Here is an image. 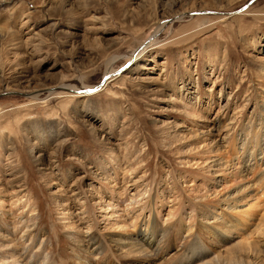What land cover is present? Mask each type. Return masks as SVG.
<instances>
[{"label": "rangeland", "instance_id": "rangeland-1", "mask_svg": "<svg viewBox=\"0 0 264 264\" xmlns=\"http://www.w3.org/2000/svg\"><path fill=\"white\" fill-rule=\"evenodd\" d=\"M263 178L264 0H0L2 264H264Z\"/></svg>", "mask_w": 264, "mask_h": 264}, {"label": "bare ground", "instance_id": "bare-ground-1", "mask_svg": "<svg viewBox=\"0 0 264 264\" xmlns=\"http://www.w3.org/2000/svg\"><path fill=\"white\" fill-rule=\"evenodd\" d=\"M201 13V12H200ZM204 14V13H203ZM152 37H154L153 38V40L155 41V37H156V34H154ZM142 52V51H141ZM141 52L140 53H137V51L134 53V55L131 57V58H133V57H137L139 54H141ZM107 76V80L110 78V77H108L109 75H108V71H106V73H105V77ZM106 80V81H107ZM105 81V82H106ZM105 82L103 83V84H105ZM102 84V85H103ZM74 83H67V84H64V85H62L61 87H59V88H61V89H63L65 92H72V90L73 91H76V89L74 88ZM101 85V86H102ZM101 86H99V89H100V87ZM98 89V90H99ZM89 90V89H88ZM87 89L86 90H84V91H88ZM56 91V90H55ZM58 94H61V93H58ZM57 94V95H58ZM64 94H66V93H64ZM264 179V178H263ZM261 201V200H260ZM264 201V200H263ZM260 203H262V202H260ZM257 204H259V201L257 200ZM264 204V203H263ZM256 207V205L254 206V208ZM262 207V206H261ZM258 208V207H257ZM256 208V209H257ZM250 209V208H249ZM258 210V209H257ZM264 210V209H263ZM247 211V210H246ZM245 210H244V212H246ZM250 211V210H249ZM242 213V212H241ZM251 215V214H250ZM264 215V214H263ZM263 215H261L262 217H263ZM263 219H264V217H263ZM147 223V224H146ZM260 226V225H259ZM258 226V227H259ZM144 227H145V229L144 230H141L140 231V233H138V237L146 244L147 243V245H144V244H142V243H140L139 242V240L138 239H136L134 242L133 241H130V242H133V243H131V244H125L124 242V244L125 245H121V242H120V244L119 243H115L116 244V246H119L121 249H123V250H127V252H129V254H140V255H142V256H150L151 254H154V252H152V250L151 249H153L154 251H155V248L159 245V242L161 243V241L163 240V239H165L166 238V233H167V229H164V228H162V229H158L157 228V225H156V223L155 222H153L151 225H150V227H148V222H144ZM11 228V227H10ZM256 231V230H255ZM258 231V230H257ZM261 232L263 233L264 232V230L262 229L261 230ZM254 233V232H253ZM249 237V236H248ZM247 237V238H248ZM157 238H158V240H157ZM168 238V237H167ZM31 240V239H30ZM122 240V239H121ZM131 240V239H130ZM120 241V240H119ZM156 241H157V243H156ZM192 241H193V239H192ZM8 242V241H7ZM115 242V241H114ZM113 242V243H114ZM194 242V241H193ZM242 242H243V240H242ZM247 242V243H246ZM246 245L245 246H247V248H248V250L250 251V248H249V246L251 247V245H249V242H248V239L246 240ZM112 243V244H113ZM156 243V244H155ZM242 243H240V245H241ZM250 244H251V242H250ZM80 245V244H79ZM244 244H242V246H243ZM10 246V245H9ZM113 246H114V244H113ZM194 246V245H193ZM193 246H191L190 248H193ZM245 246H243V248L245 247ZM255 246V245H254ZM194 247H197V246H194ZM7 248H8V246H7ZM189 248V251L190 252H188V251H184V252H188V253H193V252H191V250H193V249H190ZM252 248V247H251ZM12 249V248H11ZM10 249V250H11ZM23 249V253H25V252H27L28 251V253L30 254L31 253V250H29L28 249V247H24V248H22ZM104 249H105V247H103L102 249L101 248H99V250H98V252H97V257H102V255H103V253H104ZM111 249V248H110ZM235 249V248H234ZM245 249V248H244ZM254 249H255V247H254ZM8 250V249H7ZM109 250V249H108ZM122 250V251H123ZM243 250V249H242ZM241 250V251H242ZM247 250V249H246ZM246 250H244L245 252H246ZM255 250H257V249H255ZM120 251V250H119ZM240 251V252H241ZM117 252V251H116ZM124 252V251H123ZM183 252V253H184ZM234 252V251H233ZM253 252H255V251H253L252 249H251V253H253ZM10 253V252H9ZM231 253V252H230ZM249 253V252H248ZM129 254H127V255H129ZM201 254H202V252H201ZM203 254H205V253H203ZM254 254V253H253ZM257 254V253H256ZM124 255V254H123ZM174 255H176V254H174ZM219 255V254H218ZM233 255V254H232ZM240 255V254H239ZM9 256V255H8ZM12 256V255H11ZM132 256V255H131ZM134 257V256H133ZM136 257V256H135ZM151 257V256H150ZM235 257V256H234ZM242 257V256H241ZM243 257H244V255H243ZM12 258V257H11ZM47 258H48V255H46V256H43V260H47ZM138 258H140V257H138ZM220 258H221V256H220ZM236 258V257H235ZM78 259H79V261H81V259L78 257ZM144 259V258H143ZM196 259L198 260L199 258H198V256L197 255H193V258H190L189 260H183V259H181L180 258V263L181 262H183L182 264H193L194 262H196ZM215 259V258H214ZM3 260V259H2ZM128 260V259H127ZM134 260V259H133ZM217 260H218V258H217ZM221 260V259H220ZM1 262V261H0ZM131 262V261H130ZM133 262V261H132ZM42 263V262H41ZM80 263H82V264H89V263H87L86 261L84 262H80ZM126 263V262H125ZM129 263V262H128ZM164 263V262H163ZM165 263H167V262H165ZM179 263V264H180ZM219 263V262H218ZM0 264H2V262L0 263ZM15 264H18V262H16ZM44 264H47V262H45ZM103 264V263H102ZM159 264V263H158ZM204 264V263H203ZM206 264H207V262H206ZM222 264V263H221Z\"/></svg>", "mask_w": 264, "mask_h": 264}, {"label": "water", "instance_id": "water-1", "mask_svg": "<svg viewBox=\"0 0 264 264\" xmlns=\"http://www.w3.org/2000/svg\"><path fill=\"white\" fill-rule=\"evenodd\" d=\"M198 14H200V13H198ZM127 66H128V64L125 65L123 68L119 69V70L117 71V73H118V74H119V72L121 73L122 70H124V69L127 68ZM106 78H107V76L103 78V80L101 81V83L99 84V86H101V85L107 80ZM99 86H94L93 88H90L89 91H87V92H85V93H94L95 91H97V90L99 89Z\"/></svg>", "mask_w": 264, "mask_h": 264}]
</instances>
